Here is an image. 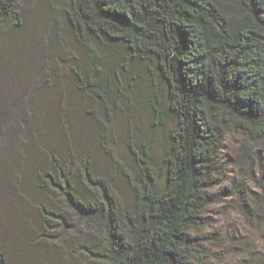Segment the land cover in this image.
Returning a JSON list of instances; mask_svg holds the SVG:
<instances>
[{
    "label": "trees",
    "instance_id": "16d2710c",
    "mask_svg": "<svg viewBox=\"0 0 264 264\" xmlns=\"http://www.w3.org/2000/svg\"><path fill=\"white\" fill-rule=\"evenodd\" d=\"M20 1L0 0V27L17 17ZM66 19L89 59L71 68L76 90L111 102L100 79V45L120 46L123 69L147 65L144 98L171 145L163 179L144 145L129 201L98 174L87 138L49 148L42 161L27 154L38 236L54 244L68 232L81 264H206L192 253L191 232L219 180L220 146L228 131L264 143V0H67ZM88 107L92 120V102ZM1 143L0 186L9 154ZM259 186L264 193V169Z\"/></svg>",
    "mask_w": 264,
    "mask_h": 264
},
{
    "label": "rangeland",
    "instance_id": "374dc122",
    "mask_svg": "<svg viewBox=\"0 0 264 264\" xmlns=\"http://www.w3.org/2000/svg\"><path fill=\"white\" fill-rule=\"evenodd\" d=\"M66 10L67 0H21L17 17L0 27V138L9 149L0 186V264L82 262L73 257L75 241L68 232L63 242L54 244L38 236L30 219L35 208L29 202L36 191L25 167L27 154L42 161L49 148L67 147L71 139L87 140L98 174L111 179L129 201L130 179L140 174L136 159L150 144L164 178L163 157L171 144L144 98L151 80L147 65L133 63L123 69V49L100 45V79L112 101L93 95L91 101L74 86L71 68L89 59L73 38ZM91 102L88 120L85 110ZM218 160L219 180L207 189L208 201L191 232L197 244L192 253L206 264H264V193L259 186L264 143L228 131ZM80 225L83 230L85 223ZM95 227L92 219V236Z\"/></svg>",
    "mask_w": 264,
    "mask_h": 264
}]
</instances>
